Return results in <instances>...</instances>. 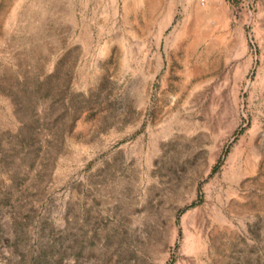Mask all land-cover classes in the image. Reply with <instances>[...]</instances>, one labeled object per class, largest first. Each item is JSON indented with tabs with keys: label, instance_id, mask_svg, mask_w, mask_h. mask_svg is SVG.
Returning <instances> with one entry per match:
<instances>
[{
	"label": "rangeland",
	"instance_id": "1",
	"mask_svg": "<svg viewBox=\"0 0 264 264\" xmlns=\"http://www.w3.org/2000/svg\"><path fill=\"white\" fill-rule=\"evenodd\" d=\"M152 1L0 0V264H264V0Z\"/></svg>",
	"mask_w": 264,
	"mask_h": 264
},
{
	"label": "bare ground",
	"instance_id": "2",
	"mask_svg": "<svg viewBox=\"0 0 264 264\" xmlns=\"http://www.w3.org/2000/svg\"><path fill=\"white\" fill-rule=\"evenodd\" d=\"M151 1H152V0H151ZM152 2H153V1H152ZM147 6H148V5H147ZM155 6H156V4H155V2H153L152 5H150V7L148 6V7L150 8V9H148V10H150V11L153 10V11H154ZM101 30H102V29H101Z\"/></svg>",
	"mask_w": 264,
	"mask_h": 264
}]
</instances>
